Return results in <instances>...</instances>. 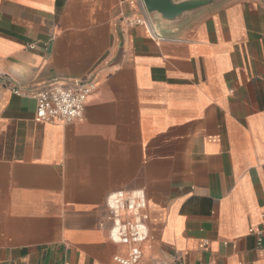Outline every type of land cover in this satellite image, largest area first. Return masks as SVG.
<instances>
[{
	"label": "crops",
	"instance_id": "obj_1",
	"mask_svg": "<svg viewBox=\"0 0 264 264\" xmlns=\"http://www.w3.org/2000/svg\"><path fill=\"white\" fill-rule=\"evenodd\" d=\"M199 1L0 0V264H121L106 200L134 189L138 264H264V0ZM88 79L82 119L35 120Z\"/></svg>",
	"mask_w": 264,
	"mask_h": 264
},
{
	"label": "built area",
	"instance_id": "obj_2",
	"mask_svg": "<svg viewBox=\"0 0 264 264\" xmlns=\"http://www.w3.org/2000/svg\"><path fill=\"white\" fill-rule=\"evenodd\" d=\"M125 22L128 26L149 24L145 18L132 15H125ZM150 32L155 37L158 36L151 29ZM95 89V82L88 79L70 86L52 83L48 87L35 91L31 94L37 106L35 120L47 123H71L82 119L88 95ZM16 93L20 91L17 89ZM106 205L111 211L112 220L109 238L115 243L130 245L128 256H115V260L121 264H138L142 257L140 245L150 235L147 224L146 191L142 189L114 191L107 197Z\"/></svg>",
	"mask_w": 264,
	"mask_h": 264
},
{
	"label": "water",
	"instance_id": "obj_3",
	"mask_svg": "<svg viewBox=\"0 0 264 264\" xmlns=\"http://www.w3.org/2000/svg\"><path fill=\"white\" fill-rule=\"evenodd\" d=\"M145 7L149 12H160L167 18H174L202 3L199 0H186L175 2L174 0H144Z\"/></svg>",
	"mask_w": 264,
	"mask_h": 264
}]
</instances>
